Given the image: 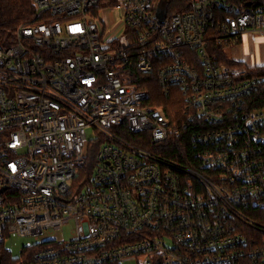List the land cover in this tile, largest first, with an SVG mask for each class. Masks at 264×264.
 Listing matches in <instances>:
<instances>
[{
    "label": "built area",
    "instance_id": "built-area-1",
    "mask_svg": "<svg viewBox=\"0 0 264 264\" xmlns=\"http://www.w3.org/2000/svg\"><path fill=\"white\" fill-rule=\"evenodd\" d=\"M31 1L0 41V264H264L247 216L264 207V108L245 107L264 4L189 0L159 21L161 0ZM188 127L193 167L162 153Z\"/></svg>",
    "mask_w": 264,
    "mask_h": 264
},
{
    "label": "trees",
    "instance_id": "trees-1",
    "mask_svg": "<svg viewBox=\"0 0 264 264\" xmlns=\"http://www.w3.org/2000/svg\"><path fill=\"white\" fill-rule=\"evenodd\" d=\"M233 4H236L238 7H248L251 6H262L264 4V0H229ZM189 0H168L167 9L168 14H173L177 12H186L188 9ZM34 7L32 6L31 0H0V41L7 38L9 39L10 33L14 30V27L18 26L20 23L29 22L34 17ZM219 58L222 59V62H227L226 56L222 50H218ZM227 64H231L230 62ZM260 75L264 78V69L260 71ZM146 88V87H143ZM152 89L157 91V87L155 84L153 85ZM166 106L169 107H162L164 113L168 120L173 121L184 119L183 116H180L181 109L177 107H173L168 105V100H165ZM161 104V103H159ZM158 104V105H159ZM245 107L248 111L251 109H262L264 108V82L262 86H260L259 90L254 94L250 95L246 99ZM176 108V109H175ZM171 109V110H170ZM175 109V111H172ZM171 112V113H170ZM195 129L186 128L181 131V137L178 138H171L169 144L165 146L162 153L164 154L165 158H169L170 160L177 161L180 164H186L188 166H195L194 164V154L196 148L193 147L191 144L190 136L193 135ZM95 145L89 146L88 148V157H86L85 162L88 166L92 165L94 159ZM186 158L188 161H186ZM244 211L252 210L251 207L248 209H243ZM248 214V215H247ZM246 215L250 217L253 221L257 222L258 225L264 226V207L262 209L255 208L252 212L247 213ZM242 227L241 231L248 237H253L255 231H249L250 229L246 226L240 225ZM256 241L261 243L264 239V231L257 230L256 231ZM234 264H254L252 261H249L247 258L240 259V261L235 262Z\"/></svg>",
    "mask_w": 264,
    "mask_h": 264
},
{
    "label": "rangeland",
    "instance_id": "rangeland-1",
    "mask_svg": "<svg viewBox=\"0 0 264 264\" xmlns=\"http://www.w3.org/2000/svg\"><path fill=\"white\" fill-rule=\"evenodd\" d=\"M245 44V43H244ZM244 44H241L239 46H235V47H225V48H221L220 50H222L226 56V60L227 62L229 63L231 60H234L235 58H240L241 59H245L246 56H247V53L249 52H245V54L243 53V50H242V47ZM251 49V46L249 48V51ZM255 52H258V50L255 48L254 49ZM257 55V54H256ZM161 103L160 105L162 107H166L167 109L170 107H167L166 106V102H165V99H159L158 100V103L159 104ZM171 110V109H170ZM172 111H175V109H172ZM171 113V112H170ZM86 136H87V139H91V138H94L93 137V134H92V131L91 130H87L86 131ZM71 227H69L68 225L62 229V231L60 232H57L55 233L53 236L56 238V239H59V240H67L68 239V231L70 230ZM32 242L31 239H25V240H22V239H16V238H12L11 240V243H12V250L14 253H17L19 251V249L27 242Z\"/></svg>",
    "mask_w": 264,
    "mask_h": 264
},
{
    "label": "water",
    "instance_id": "water-1",
    "mask_svg": "<svg viewBox=\"0 0 264 264\" xmlns=\"http://www.w3.org/2000/svg\"><path fill=\"white\" fill-rule=\"evenodd\" d=\"M167 4H168V0H161L157 7V18L159 21H162L167 15L168 12Z\"/></svg>",
    "mask_w": 264,
    "mask_h": 264
},
{
    "label": "crops",
    "instance_id": "crops-1",
    "mask_svg": "<svg viewBox=\"0 0 264 264\" xmlns=\"http://www.w3.org/2000/svg\"><path fill=\"white\" fill-rule=\"evenodd\" d=\"M250 37L248 38V40L247 41H245V44L243 45V47H242V50H243V53L245 54V52L247 53V52H249V48H250V46H249V42H250Z\"/></svg>",
    "mask_w": 264,
    "mask_h": 264
}]
</instances>
